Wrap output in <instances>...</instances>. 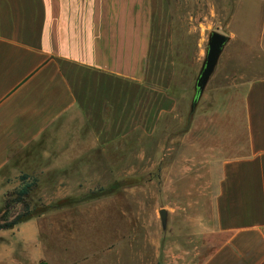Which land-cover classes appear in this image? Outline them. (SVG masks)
<instances>
[{
  "label": "rangeland",
  "instance_id": "374dc122",
  "mask_svg": "<svg viewBox=\"0 0 264 264\" xmlns=\"http://www.w3.org/2000/svg\"><path fill=\"white\" fill-rule=\"evenodd\" d=\"M159 1L155 39L174 60L177 107L151 134L137 129L101 148L56 135L22 154L31 157L6 196L22 175L37 180L20 224L36 232L35 264H202L223 241L212 230L214 198L222 161L244 153L233 139L246 144L247 86L264 78V0ZM213 32L231 40L196 99ZM21 212L12 205L6 220Z\"/></svg>",
  "mask_w": 264,
  "mask_h": 264
},
{
  "label": "crops",
  "instance_id": "0c3cea01",
  "mask_svg": "<svg viewBox=\"0 0 264 264\" xmlns=\"http://www.w3.org/2000/svg\"><path fill=\"white\" fill-rule=\"evenodd\" d=\"M160 6L0 0V218L35 144L58 135L106 147L137 129L153 133L175 111L174 60L154 27ZM243 112L246 144L233 140L244 153L222 161L214 198L212 230L223 241L202 264H264V78L248 84ZM36 240L28 226L0 229V264H35Z\"/></svg>",
  "mask_w": 264,
  "mask_h": 264
},
{
  "label": "water",
  "instance_id": "95a60500",
  "mask_svg": "<svg viewBox=\"0 0 264 264\" xmlns=\"http://www.w3.org/2000/svg\"><path fill=\"white\" fill-rule=\"evenodd\" d=\"M231 38L227 35L213 32L208 40V53L206 60L203 65V69L197 81V90L199 95H202L205 91V88L214 73L217 64L221 58V55L230 42ZM163 229L166 230L168 222V211L166 209H161L159 211Z\"/></svg>",
  "mask_w": 264,
  "mask_h": 264
},
{
  "label": "trees",
  "instance_id": "16d2710c",
  "mask_svg": "<svg viewBox=\"0 0 264 264\" xmlns=\"http://www.w3.org/2000/svg\"><path fill=\"white\" fill-rule=\"evenodd\" d=\"M198 97H199V93L197 94L196 99ZM20 179L22 182L21 183L22 187L18 191L11 193L7 197L6 205H5V213L0 218V229L13 228L21 224L22 222L26 221L27 219H29V217L32 215V209L27 198L30 195L31 191L36 186L37 180H31V177L26 174L22 175ZM14 204L21 205L22 212L16 215L15 217H13L11 220H6V214H7L6 211Z\"/></svg>",
  "mask_w": 264,
  "mask_h": 264
}]
</instances>
